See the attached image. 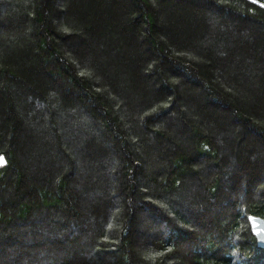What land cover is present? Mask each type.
Instances as JSON below:
<instances>
[{"label": "trees", "instance_id": "1", "mask_svg": "<svg viewBox=\"0 0 264 264\" xmlns=\"http://www.w3.org/2000/svg\"><path fill=\"white\" fill-rule=\"evenodd\" d=\"M0 264H264V0H0Z\"/></svg>", "mask_w": 264, "mask_h": 264}, {"label": "water", "instance_id": "2", "mask_svg": "<svg viewBox=\"0 0 264 264\" xmlns=\"http://www.w3.org/2000/svg\"><path fill=\"white\" fill-rule=\"evenodd\" d=\"M248 221H249V226H250L251 232L256 239L257 246L259 248L264 249V242H262L257 237V235H255L256 231L264 232V220L262 218H259V217L249 216Z\"/></svg>", "mask_w": 264, "mask_h": 264}, {"label": "snow or ice", "instance_id": "3", "mask_svg": "<svg viewBox=\"0 0 264 264\" xmlns=\"http://www.w3.org/2000/svg\"><path fill=\"white\" fill-rule=\"evenodd\" d=\"M253 2H255V0H253ZM3 162V157H0V163ZM255 235H257V237L264 242V232H260V231H256Z\"/></svg>", "mask_w": 264, "mask_h": 264}, {"label": "rangeland", "instance_id": "4", "mask_svg": "<svg viewBox=\"0 0 264 264\" xmlns=\"http://www.w3.org/2000/svg\"><path fill=\"white\" fill-rule=\"evenodd\" d=\"M3 163H4V161H3L2 163H0V167H2V166L4 165ZM2 164H3V165H2ZM1 165H2V166H1Z\"/></svg>", "mask_w": 264, "mask_h": 264}]
</instances>
